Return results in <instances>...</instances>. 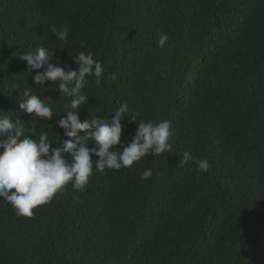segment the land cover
Segmentation results:
<instances>
[{
    "label": "trees",
    "instance_id": "obj_1",
    "mask_svg": "<svg viewBox=\"0 0 264 264\" xmlns=\"http://www.w3.org/2000/svg\"><path fill=\"white\" fill-rule=\"evenodd\" d=\"M52 26L68 27L67 42ZM42 45L63 48L54 62L65 67L80 51L101 61L82 121L127 102L140 116L122 120V143L140 119H167L173 152L94 168L83 191L69 184L30 217L0 200V264H264V0H0V111L13 119L24 88L58 95L33 86L20 58ZM21 119L69 139L55 115ZM185 150L209 170L178 166Z\"/></svg>",
    "mask_w": 264,
    "mask_h": 264
},
{
    "label": "clouds",
    "instance_id": "obj_2",
    "mask_svg": "<svg viewBox=\"0 0 264 264\" xmlns=\"http://www.w3.org/2000/svg\"><path fill=\"white\" fill-rule=\"evenodd\" d=\"M51 31L59 41L67 42V26L60 29L52 26ZM168 40V34L162 33L157 46L164 48ZM57 48L61 47L50 49L38 46L34 52L24 53L20 58L34 73L33 86L44 88L46 82H51V87L55 85L52 88L57 96L67 98L62 105L63 110H53L57 96L42 98L31 88H24L23 100L17 103L21 113L19 117L13 119L6 114L8 111H0V200L11 205L17 216H32L34 208L50 201L69 184L73 190L83 191L94 168L98 172L121 170L146 156L158 157L173 152V145L169 142L173 132L167 119H140L132 140L122 143V120L128 117L130 122H136L140 116L129 114L127 102L120 103L110 118L104 119L91 113L88 119L82 121V106L90 98L85 95V86L93 77L99 85L105 69L92 52L85 51L71 55L76 68L65 67L54 62L60 59L56 55ZM24 114L46 120L57 116L53 123L55 129L57 126L62 128L64 136L69 139H63L61 134L60 138L50 136L51 129L48 128L38 131L35 127H27V123H22L25 120L21 119ZM82 132L84 135H81ZM91 142L95 143L94 147H89ZM53 144L57 146L53 147ZM117 145L119 147H113ZM179 155L178 166L194 163L200 172H207L210 168L208 159H197L190 151L185 150ZM93 156L98 159L94 161ZM152 176L153 170L147 168L140 178L147 181Z\"/></svg>",
    "mask_w": 264,
    "mask_h": 264
}]
</instances>
